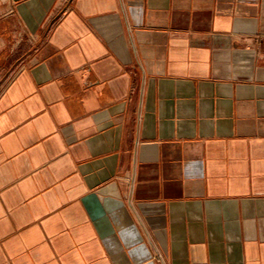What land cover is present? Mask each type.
Segmentation results:
<instances>
[{
  "label": "crops",
  "instance_id": "crops-1",
  "mask_svg": "<svg viewBox=\"0 0 264 264\" xmlns=\"http://www.w3.org/2000/svg\"><path fill=\"white\" fill-rule=\"evenodd\" d=\"M0 264H264V0H0Z\"/></svg>",
  "mask_w": 264,
  "mask_h": 264
}]
</instances>
